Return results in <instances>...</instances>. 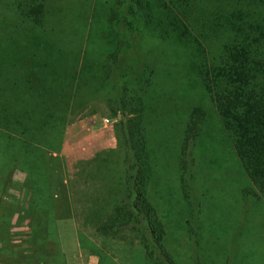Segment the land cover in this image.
I'll list each match as a JSON object with an SVG mask.
<instances>
[{
	"label": "rangeland",
	"instance_id": "rangeland-1",
	"mask_svg": "<svg viewBox=\"0 0 264 264\" xmlns=\"http://www.w3.org/2000/svg\"><path fill=\"white\" fill-rule=\"evenodd\" d=\"M24 1L0 0V49L37 52V65L47 64L55 81L72 82L74 102L58 152L0 117V135L18 145L0 169L10 170L0 190V264L32 263L31 237L38 242L36 263L52 264L57 250L67 264L59 229L73 217L63 204L68 216H62L54 198L57 192L68 196L67 188L74 196L84 163L103 164L90 170L92 177L116 174L121 199L116 126L122 98L125 111L141 110L136 116L153 169L149 198L175 263L264 264V199L246 193L254 190L252 181L199 74L214 51L210 41L181 14L173 15L167 0L136 3L134 40L127 26L132 0H29L43 9L40 23L18 12ZM197 108L205 120L185 150ZM135 246L143 258L145 246Z\"/></svg>",
	"mask_w": 264,
	"mask_h": 264
},
{
	"label": "trees",
	"instance_id": "trees-1",
	"mask_svg": "<svg viewBox=\"0 0 264 264\" xmlns=\"http://www.w3.org/2000/svg\"><path fill=\"white\" fill-rule=\"evenodd\" d=\"M167 1L169 4L164 6L171 5L173 15L181 14L211 43L214 51L211 58L204 59L200 77L213 95L224 126L252 181L254 190L246 193L264 199V0ZM136 3L140 4L141 0H132L127 7V26L132 40L139 32L134 21ZM17 10L25 19L41 22L43 9L33 2L25 0L17 5ZM180 28L185 34L187 28L183 25ZM36 53L11 55L10 50L0 49V117L12 121L22 132L58 152L74 102L73 84L55 81L47 64L37 65ZM120 104L128 108L124 98ZM140 112V109H131L128 115L132 117L121 119L116 126L121 148V199L108 215L98 219L97 230L131 246L142 243L144 264H176L169 249L163 246L166 228L149 198L153 169L142 120L136 116ZM204 120L205 112L194 109L186 130L185 150L199 136ZM1 135L2 170L1 165L5 166L14 145H18L8 142L9 135ZM17 151L15 148L14 152ZM3 169L6 171L5 167ZM9 173L10 170L0 172V190L7 176L10 179ZM1 201L0 194V208ZM29 242L32 246L30 264H46L43 259L36 263L38 242L32 237ZM15 254H19L18 248ZM51 254L52 264H65L61 252L53 250Z\"/></svg>",
	"mask_w": 264,
	"mask_h": 264
},
{
	"label": "crops",
	"instance_id": "crops-1",
	"mask_svg": "<svg viewBox=\"0 0 264 264\" xmlns=\"http://www.w3.org/2000/svg\"><path fill=\"white\" fill-rule=\"evenodd\" d=\"M101 167L104 168L103 164L92 167L84 163V177L79 178L78 183L80 186L72 188L74 196L67 188L68 196L63 198L62 192H57L54 198L57 211L62 216H68L65 208V211L61 210L62 204L64 207L67 205L69 216L74 219L65 221L59 229L67 264H144L136 246L119 242L97 230L98 219L111 212L120 195L116 174L91 176V172L96 173ZM91 191L96 193L90 196Z\"/></svg>",
	"mask_w": 264,
	"mask_h": 264
},
{
	"label": "water",
	"instance_id": "water-1",
	"mask_svg": "<svg viewBox=\"0 0 264 264\" xmlns=\"http://www.w3.org/2000/svg\"><path fill=\"white\" fill-rule=\"evenodd\" d=\"M119 117H120L121 119H124V118L128 117V112L125 111L124 108H123L122 106H121V108H120Z\"/></svg>",
	"mask_w": 264,
	"mask_h": 264
}]
</instances>
